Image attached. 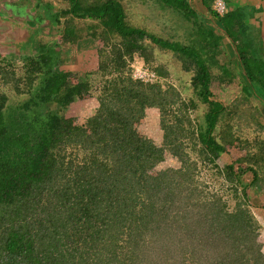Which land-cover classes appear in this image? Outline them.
Returning <instances> with one entry per match:
<instances>
[{
    "label": "trees",
    "instance_id": "1",
    "mask_svg": "<svg viewBox=\"0 0 264 264\" xmlns=\"http://www.w3.org/2000/svg\"><path fill=\"white\" fill-rule=\"evenodd\" d=\"M23 1L42 22V0ZM63 1L50 30L62 28L63 44L103 38L105 47L97 70L72 86L57 81L55 47L39 40L21 59L16 95H25L8 103L0 91V264H264L248 197L264 191V57L241 41V20L201 0L235 45L245 84L189 0H128L157 9L159 32L137 26L127 0ZM153 48L193 72L192 96L161 81L167 75L153 64ZM136 58L152 82L133 77ZM230 84L240 94L225 105L211 88ZM82 91L97 107L77 126L65 112ZM147 109L158 112L159 145L133 127ZM250 119L262 133L251 139L242 135ZM233 142L246 154L218 165ZM163 152L180 162L177 174L150 173ZM204 170L218 182L213 192L194 180Z\"/></svg>",
    "mask_w": 264,
    "mask_h": 264
},
{
    "label": "rangeland",
    "instance_id": "2",
    "mask_svg": "<svg viewBox=\"0 0 264 264\" xmlns=\"http://www.w3.org/2000/svg\"><path fill=\"white\" fill-rule=\"evenodd\" d=\"M126 3V0H124ZM4 3L7 6L17 7V4L22 5L21 0H0V3ZM17 3V4H15ZM43 3L41 6L44 8H41L42 12L35 6V10L40 13V15L44 16V20L39 23L37 22L38 18H36V14H29L25 11V15H23L24 19L25 17L30 21V24L28 25L27 22H25L24 30L25 33H27L29 30L33 32L31 34L29 41L30 43V49H32L31 52L36 51L38 46V41L42 40L45 46H54L51 51L55 54V59L57 60V72H60V77L58 76L57 81L60 83H64L65 85H72L75 86L78 84L81 77H83L86 72H94L97 70L98 67V61H99V50L103 49L105 47V42L103 38H86L85 41H81L80 43L76 45H68L63 44V36L60 34L58 26L55 27L54 30H50V22H53V18L56 15V13L59 14V12L67 7V3L63 0H42ZM46 5V6H45ZM148 5V7H147ZM147 5H141V4H129L127 0V6L130 7V13L131 19L137 24V26H144L146 24L149 29H152V31L155 32L157 30L160 31V23L161 20L159 19L157 9H152L151 4ZM25 6V5H22ZM48 7V8H47ZM26 8L29 10L34 9L32 5L26 4ZM38 13V14H39ZM0 17H4L7 20H10L11 18L7 16V14L0 9ZM204 24V22L199 18L196 19ZM10 24V23H8ZM40 24L38 26H33V28H30L31 25ZM82 28H84V25H78ZM23 27V22L22 26ZM200 28V27H199ZM6 28L3 26H0V30H5ZM180 28V32H182ZM59 30V31H58ZM27 31V32H26ZM5 32V31H4ZM3 32V35H4ZM166 34H169V30L166 31ZM162 34V31L160 32ZM178 35V38H185V34H180L179 31L176 33ZM30 35V32H29ZM29 35H27L29 37ZM165 35V34H163ZM250 35H246L245 39H247ZM24 38H22L23 40ZM20 39V41H22ZM145 45H150L149 41L144 42ZM22 44L21 47H25L24 42L20 43ZM17 42L13 44V47L15 48V51L18 53L22 48L19 47ZM62 45L58 47V45ZM57 45V46H55ZM4 47H8L4 46ZM151 47V46H150ZM27 49L29 48L26 47ZM241 48V47H240ZM4 49H2L3 51ZM13 51V50H12ZM24 53V52H23ZM153 54V64L158 65L162 67V71L167 75L165 79H162L161 81L163 83H167L172 85L177 91L181 93V96L183 99L188 98L192 96V89L190 87L191 85V78L193 76L192 71H184L182 69V66L177 60L174 58L173 53L169 51H163L159 50L158 48H153L152 50ZM22 56L19 57L18 54L11 53V56H7L2 60V57H0V91H3L8 96V103H11L16 100H21V97H17L16 95V88L20 89L23 86V82L19 81V77H22L23 70L22 68ZM221 60V57H220ZM7 62L12 63V67H6ZM132 71L135 69H138L139 67H142L143 62L136 58L135 61L131 64ZM5 68H2L4 67ZM131 71V72H132ZM134 74V71H133ZM239 74V76H241ZM242 80L245 82V78L242 75ZM263 78V77H262ZM262 80V79H260ZM264 81V79H263ZM40 83V79H37L35 83L33 84L35 87H37ZM213 94L216 96L218 100L223 102L225 105H230V103L239 96L240 91L237 88V85L230 84L225 86H217L214 85L211 88ZM35 90L31 92V94ZM258 93V97H262V93L259 90H256ZM32 96V95H31ZM78 99L72 103L67 111L65 112V116L68 117L74 125H81L84 123L85 119L93 114L97 107V101L94 97V95L89 94V91H82L77 96ZM26 98V97H24ZM254 98V97H253ZM263 99V98H261ZM260 99V100H261ZM253 101V104H257L256 98L251 99V102ZM14 103V102H13ZM258 105V104H257ZM14 106V105H13ZM260 109L264 108L261 105H258ZM199 114V111H194L191 114V117H197ZM141 119L136 120V123L133 124V127L136 130L142 131L146 136L153 139L155 144L159 145L161 143L162 139V132L159 128V115L157 111H140ZM261 114H256V119H260ZM251 120V119H250ZM264 121V119H263ZM245 125L242 127V135L244 137H247L249 139L253 138L256 135L262 134L261 131H258L255 128V125L253 121L246 122ZM245 148L238 145L237 142H233L231 145H228L227 147V153L221 155L217 159V163L220 166H223L225 163L230 162L231 160L238 159L243 157L245 153ZM180 168V162L172 157L168 153H164L160 157V162L150 170V173L153 175H156L158 173H161L163 171H167L172 174H177ZM196 182H200L205 184L206 187L205 191L207 193L215 191V187H217L218 182L213 180L211 175L208 173V171L204 170L199 178L194 179ZM188 184V183H187ZM178 188H173V193H177ZM248 197L250 201V211L255 216L256 220L261 226V229L257 233V242L261 244L262 251L264 252V191H259L258 189H249L248 190ZM230 198L229 194L224 195V199ZM229 205L233 204L234 202H228ZM203 259V258H202Z\"/></svg>",
    "mask_w": 264,
    "mask_h": 264
},
{
    "label": "crops",
    "instance_id": "3",
    "mask_svg": "<svg viewBox=\"0 0 264 264\" xmlns=\"http://www.w3.org/2000/svg\"><path fill=\"white\" fill-rule=\"evenodd\" d=\"M215 1L216 0H214V2ZM221 1L225 5V10H227L228 13L232 14V17L241 20L240 23L242 25L241 30H242V35L244 36L243 38L241 37V41L247 42L248 40H250L251 42L250 49L259 50L261 52V55L264 57V0H221ZM5 3L6 2L0 3V9L4 11L7 14V16H9L11 19L7 20L4 17L3 18L0 17V26L4 25V27L6 28L3 31L0 30V57H2V60H4V58H6L9 55L11 56V53L13 54L16 53L19 55V57L20 56L23 57L25 51L27 50L26 47L29 46V48H31L30 44H28L30 42L28 41L31 34H33L31 30H29L28 32L26 31L27 33H25L24 30L25 22H27V24L29 25L30 21L26 17L24 19L23 15H25V11L31 14V10H29L25 6H22L25 5L24 1L22 2L21 6L20 4L15 3L17 4V7L7 6ZM189 3L192 5L193 8H195V10L198 11L199 17L204 22L206 28L211 30V32H213L215 35L219 37L222 49L225 51L229 59L233 61L238 79L240 80L241 83L245 84L244 80H242L241 78L242 75L239 76V74L243 72L240 71L238 66L236 47L235 45L232 44L229 38L226 37L224 33V28L219 23L217 17L212 16L208 13L207 9L205 8L201 0H189ZM22 22H23V27H21ZM235 24L238 23L236 22ZM38 25H34V27ZM29 27L33 28V25ZM27 35H29V37ZM246 35H250V36L247 39H245ZM22 38L24 39L22 40ZM20 39L22 41H20ZM15 42H17L18 45L22 42L26 43L25 47L23 46L21 47L22 44H20L19 47L22 48V51L21 49L18 53L15 51V48L13 47V44ZM7 45L8 47H4ZM2 49L4 50L2 51ZM154 110L155 109H148V111H154Z\"/></svg>",
    "mask_w": 264,
    "mask_h": 264
},
{
    "label": "built area",
    "instance_id": "4",
    "mask_svg": "<svg viewBox=\"0 0 264 264\" xmlns=\"http://www.w3.org/2000/svg\"><path fill=\"white\" fill-rule=\"evenodd\" d=\"M213 9L219 15H222L225 12V5L221 0H216L214 2ZM133 71H134V74H133ZM133 71H132V75L134 78L140 79L144 82H152L154 80V74L143 66Z\"/></svg>",
    "mask_w": 264,
    "mask_h": 264
},
{
    "label": "clouds",
    "instance_id": "5",
    "mask_svg": "<svg viewBox=\"0 0 264 264\" xmlns=\"http://www.w3.org/2000/svg\"><path fill=\"white\" fill-rule=\"evenodd\" d=\"M143 66V65H142Z\"/></svg>",
    "mask_w": 264,
    "mask_h": 264
}]
</instances>
